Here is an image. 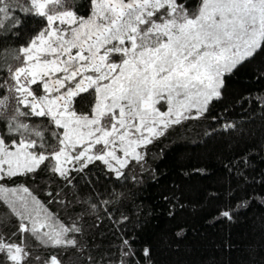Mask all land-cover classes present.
Segmentation results:
<instances>
[{"label": "snow or ice", "instance_id": "obj_1", "mask_svg": "<svg viewBox=\"0 0 264 264\" xmlns=\"http://www.w3.org/2000/svg\"><path fill=\"white\" fill-rule=\"evenodd\" d=\"M25 3L23 11L46 27L0 60V179L42 166L67 178L97 161L120 177L131 160L143 159L139 148L199 119L222 98L226 77L264 58V0H200L195 10L187 0H87V17L77 0ZM9 8L0 0L5 18ZM85 100L87 110L78 111ZM3 193L15 197L21 235L45 247L77 246L70 234L81 229L56 221L28 188L0 186ZM221 215L231 219L229 210ZM0 253L7 264L30 257L23 240L3 237ZM43 264L61 262L51 256Z\"/></svg>", "mask_w": 264, "mask_h": 264}, {"label": "trees", "instance_id": "obj_2", "mask_svg": "<svg viewBox=\"0 0 264 264\" xmlns=\"http://www.w3.org/2000/svg\"><path fill=\"white\" fill-rule=\"evenodd\" d=\"M8 2L7 18L0 14V60L46 27L23 11L25 0ZM77 2L87 17V0ZM187 2L193 10L200 4ZM76 107L87 110V100ZM139 151L143 159L131 160L120 177L97 161L67 178L42 166L0 179L4 188H28L56 221L81 229L70 234L76 247H45L17 231L15 197L3 193L0 237L24 241L25 264H37V256L39 264L51 256L61 264H264V58L226 77L222 98L199 119L170 126ZM0 262L7 264L3 253Z\"/></svg>", "mask_w": 264, "mask_h": 264}, {"label": "rangeland", "instance_id": "obj_3", "mask_svg": "<svg viewBox=\"0 0 264 264\" xmlns=\"http://www.w3.org/2000/svg\"><path fill=\"white\" fill-rule=\"evenodd\" d=\"M159 107L161 108V111H166V110H167V105H166V104H164V105H159ZM6 143H8V142H6ZM8 144H11V143H8ZM138 150H140V148H139ZM121 155H122V154H121Z\"/></svg>", "mask_w": 264, "mask_h": 264}]
</instances>
